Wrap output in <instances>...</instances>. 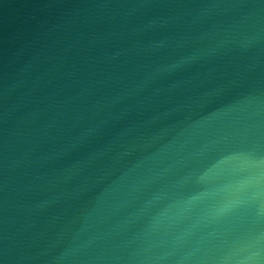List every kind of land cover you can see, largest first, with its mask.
Wrapping results in <instances>:
<instances>
[{
  "label": "water",
  "instance_id": "obj_1",
  "mask_svg": "<svg viewBox=\"0 0 264 264\" xmlns=\"http://www.w3.org/2000/svg\"><path fill=\"white\" fill-rule=\"evenodd\" d=\"M0 264H264V0H0Z\"/></svg>",
  "mask_w": 264,
  "mask_h": 264
}]
</instances>
